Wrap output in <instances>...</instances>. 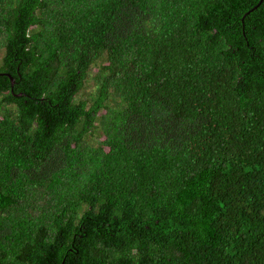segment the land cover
<instances>
[{
    "label": "trees",
    "instance_id": "obj_1",
    "mask_svg": "<svg viewBox=\"0 0 264 264\" xmlns=\"http://www.w3.org/2000/svg\"><path fill=\"white\" fill-rule=\"evenodd\" d=\"M0 0V264H264V0Z\"/></svg>",
    "mask_w": 264,
    "mask_h": 264
},
{
    "label": "water",
    "instance_id": "obj_2",
    "mask_svg": "<svg viewBox=\"0 0 264 264\" xmlns=\"http://www.w3.org/2000/svg\"><path fill=\"white\" fill-rule=\"evenodd\" d=\"M262 2V0H259L252 8H250L245 14H247L248 12H250V11H252V10H254V9H256L259 5H260V3Z\"/></svg>",
    "mask_w": 264,
    "mask_h": 264
}]
</instances>
